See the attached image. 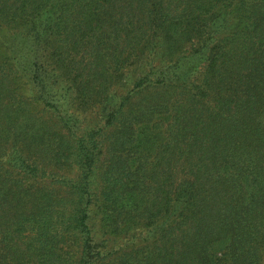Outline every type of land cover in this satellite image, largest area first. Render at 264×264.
<instances>
[{"label":"trees","instance_id":"trees-1","mask_svg":"<svg viewBox=\"0 0 264 264\" xmlns=\"http://www.w3.org/2000/svg\"><path fill=\"white\" fill-rule=\"evenodd\" d=\"M262 260L264 0H0V264Z\"/></svg>","mask_w":264,"mask_h":264},{"label":"rangeland","instance_id":"rangeland-1","mask_svg":"<svg viewBox=\"0 0 264 264\" xmlns=\"http://www.w3.org/2000/svg\"><path fill=\"white\" fill-rule=\"evenodd\" d=\"M90 116H91V115L88 113V114H85V115H84L85 118H84V117H83V118H84V120L86 119L85 121H87V120L90 118ZM82 128H83V127H82ZM94 186H95L96 192L99 193V191H100V189H101V182H100V180H99V181H96V183H95ZM94 208H95V206L92 207V212H95V209H94ZM94 220H95V221H94V224H93V225H94V228L97 226V227H96V230L99 231L98 228H99V223H100V215H99L98 213L94 216ZM260 264H264V260H262V261L260 262Z\"/></svg>","mask_w":264,"mask_h":264}]
</instances>
